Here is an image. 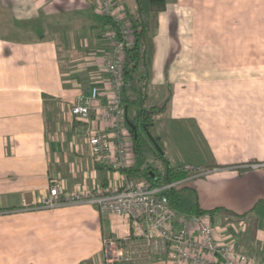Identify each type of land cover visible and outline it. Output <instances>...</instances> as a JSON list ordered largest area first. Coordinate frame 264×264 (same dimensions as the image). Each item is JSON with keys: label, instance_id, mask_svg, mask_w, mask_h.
I'll return each instance as SVG.
<instances>
[{"label": "crops", "instance_id": "1", "mask_svg": "<svg viewBox=\"0 0 264 264\" xmlns=\"http://www.w3.org/2000/svg\"><path fill=\"white\" fill-rule=\"evenodd\" d=\"M166 2L147 37L145 102L164 107L151 126L163 150L146 134L143 154L198 169L175 182V207L206 211L221 241L234 236L237 253L264 264V0ZM107 33L96 0H0V264H104L105 237L139 232L87 201L36 205L56 182L77 192L129 179L96 161L88 138L98 122L69 114L93 86L109 90ZM132 145V166L164 171Z\"/></svg>", "mask_w": 264, "mask_h": 264}, {"label": "built area", "instance_id": "2", "mask_svg": "<svg viewBox=\"0 0 264 264\" xmlns=\"http://www.w3.org/2000/svg\"><path fill=\"white\" fill-rule=\"evenodd\" d=\"M96 8L108 19L110 50L104 63L110 87L104 97L98 86L77 96L69 114L91 124L98 122L90 127L88 138L98 163L127 169L132 165L133 136L124 103L123 90L128 84L124 69L127 53L136 45L135 32L129 11L119 0H96ZM184 170L198 171L192 165H185ZM172 186L175 182L152 187L145 179H128L124 186L114 190L70 192L63 182H56L40 191L36 205L57 208L87 201L103 213L134 220L139 227L135 236L103 239L104 264L139 263L153 255L164 257L168 264H255L254 257L236 252L234 236L220 240L208 214L180 212L161 195L162 190Z\"/></svg>", "mask_w": 264, "mask_h": 264}, {"label": "trees", "instance_id": "3", "mask_svg": "<svg viewBox=\"0 0 264 264\" xmlns=\"http://www.w3.org/2000/svg\"><path fill=\"white\" fill-rule=\"evenodd\" d=\"M134 3L136 8L129 13V18L135 32L136 45L127 53L124 74L128 84L123 90V95L127 111V124L133 136L134 150L141 155L146 147L147 135L159 148L157 152L163 150L161 143L152 132L151 126L154 123L155 115L161 112L164 107L146 106L145 102L148 95L147 87L150 75L147 37L152 27L151 19L156 17L159 12L165 10L167 2L166 0H134ZM134 107H136L135 117L131 118L130 110ZM129 123L133 124L134 128H131ZM158 156L161 155L158 154ZM123 171L129 179L144 178L151 183L152 187H162L179 181L189 173L184 172L183 166L169 167L168 165L165 166L163 172L158 173L156 167L149 164H146L145 168L131 165L129 168L123 169ZM163 195L174 207L177 206L178 198L180 197L177 196V200H175L174 186L165 189ZM205 212L202 209L198 210V213Z\"/></svg>", "mask_w": 264, "mask_h": 264}, {"label": "rangeland", "instance_id": "4", "mask_svg": "<svg viewBox=\"0 0 264 264\" xmlns=\"http://www.w3.org/2000/svg\"><path fill=\"white\" fill-rule=\"evenodd\" d=\"M142 102H144L143 100H142ZM148 106H149V100H148V104H147ZM135 109H136V107H134L133 109L131 108V110H130V117L131 118H134L135 117ZM146 148V147H145ZM146 152H148V151H146ZM144 153L145 154V156H144V154H141V157H142V159L143 158H146V157H148V159L149 158H152V161L154 162V164L155 165H157V166H159L160 168L162 167V166H165V161L162 159V156L159 158V156L157 155V158H155L153 155H151V156H149L147 153ZM143 155V156H142Z\"/></svg>", "mask_w": 264, "mask_h": 264}, {"label": "water", "instance_id": "5", "mask_svg": "<svg viewBox=\"0 0 264 264\" xmlns=\"http://www.w3.org/2000/svg\"><path fill=\"white\" fill-rule=\"evenodd\" d=\"M129 125L131 126V128H134L133 124L129 123ZM151 137V136H150Z\"/></svg>", "mask_w": 264, "mask_h": 264}]
</instances>
